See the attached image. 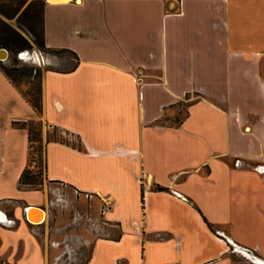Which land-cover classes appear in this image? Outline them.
<instances>
[{
    "label": "crops",
    "instance_id": "1",
    "mask_svg": "<svg viewBox=\"0 0 264 264\" xmlns=\"http://www.w3.org/2000/svg\"><path fill=\"white\" fill-rule=\"evenodd\" d=\"M42 2L45 50L18 55L41 71L40 114L0 69V211L15 222L0 223L1 264L69 251L25 219L46 203L17 188L28 140L13 123L31 120L80 139L43 130L45 179L97 205L83 264H130L125 248L139 264H264V0Z\"/></svg>",
    "mask_w": 264,
    "mask_h": 264
},
{
    "label": "rangeland",
    "instance_id": "2",
    "mask_svg": "<svg viewBox=\"0 0 264 264\" xmlns=\"http://www.w3.org/2000/svg\"><path fill=\"white\" fill-rule=\"evenodd\" d=\"M42 0H0V49H5L8 52V58L17 60L16 66L19 68H29L31 65L23 63L19 60V54L25 51H30L26 44L35 45L41 36V9ZM9 64V63H5ZM56 69H64L63 67H55ZM35 73L31 76L23 77L16 81L19 90L30 97L37 93L38 80L34 78ZM41 88V102H42V82L40 79ZM186 102H181L176 106L175 119L183 117L187 109ZM256 110L261 108L256 107ZM176 113H179L177 115ZM169 119V118H168ZM47 132L51 128L42 123V137L43 130ZM47 136V135H46ZM63 139L68 143L76 144V141L71 136H63ZM44 138L42 150L28 151L29 169L32 173L41 171L40 180L41 185H35L31 191H41L46 194V203L42 208L45 209L47 217L44 224L47 225L46 235L50 236L51 240H61L62 237L68 236L66 239L69 246L68 253H63L61 257L54 262L53 255H49L47 264H83L91 252V242L86 238L92 239L91 224L94 217L98 214L94 206V200L85 199V196L79 198L76 193H71L70 190L64 189L60 195L54 191V184H50L44 175ZM26 188V187H25ZM7 216L11 215L9 208L5 210ZM15 226V225H14ZM13 226V227H14ZM63 228L61 232L56 229ZM191 232L203 241L204 244H209L204 238L201 230H199L194 223L189 225ZM29 229L35 233L42 232V229H37L36 225H29ZM49 230V231H48ZM63 234V235H62ZM207 247V245H205ZM132 250V249H131ZM125 253L129 256L130 264H139L138 256L130 250ZM28 262V261H27Z\"/></svg>",
    "mask_w": 264,
    "mask_h": 264
},
{
    "label": "trees",
    "instance_id": "3",
    "mask_svg": "<svg viewBox=\"0 0 264 264\" xmlns=\"http://www.w3.org/2000/svg\"><path fill=\"white\" fill-rule=\"evenodd\" d=\"M35 46L40 49V50H45L44 45H43V40L42 36L35 41ZM27 48L31 49V46L29 44H26ZM50 53H62V52H68V51H49ZM70 53V52H68ZM74 55V54H73ZM74 57H76L74 55ZM9 64H5V63ZM17 60L11 59L9 57L5 62H0V69L3 72V74L7 77V79L15 86L18 88V85L16 84L17 80H20L23 77H28L31 76V73H35L34 78L38 80V87H37V93H34L32 96L29 93L28 97L24 93H22L20 90L21 95L24 97V99L30 104V106L33 108V110L37 113H41V88H40V79H41V71L38 68L35 67H22L19 68L16 66ZM190 106V104H187V107ZM187 109L184 112L183 117L178 118L177 120L174 121L175 125H180L181 122L187 117ZM179 115V113H177ZM13 126L22 129L26 132L27 134V140H28V151L29 150H34V151H40L43 148V137H42V122L41 120H31V121H26V122H15L13 123ZM63 136H71L75 139L76 144L73 143H68L63 139ZM49 142H55V143H60V144H65L68 146H71L74 149L81 150V142L78 136L73 135L67 131H64L60 128L57 127H52L50 131L47 132L46 136V143ZM29 161L27 160V166L21 173L19 180H18V190L21 191H31L35 185H41V180H40V174L41 171L38 173H32V171L29 169ZM26 187V188H25ZM156 189L159 191H165L166 189L161 188L159 186H156ZM205 220V219H204ZM205 223L207 224V227L209 230L212 232L215 231V228L213 225L208 223L205 220ZM1 264V261H0Z\"/></svg>",
    "mask_w": 264,
    "mask_h": 264
},
{
    "label": "water",
    "instance_id": "4",
    "mask_svg": "<svg viewBox=\"0 0 264 264\" xmlns=\"http://www.w3.org/2000/svg\"><path fill=\"white\" fill-rule=\"evenodd\" d=\"M34 54L38 58V54L36 52ZM7 59L8 52L5 49H0V62H5ZM24 212L26 221L32 225H40L45 222V218H42V215L46 211L42 207L27 206ZM0 223L6 227H12L15 225V222L7 218L3 211H0Z\"/></svg>",
    "mask_w": 264,
    "mask_h": 264
},
{
    "label": "bare ground",
    "instance_id": "5",
    "mask_svg": "<svg viewBox=\"0 0 264 264\" xmlns=\"http://www.w3.org/2000/svg\"><path fill=\"white\" fill-rule=\"evenodd\" d=\"M42 215V214H41ZM42 218H45V214L43 213Z\"/></svg>",
    "mask_w": 264,
    "mask_h": 264
},
{
    "label": "built area",
    "instance_id": "6",
    "mask_svg": "<svg viewBox=\"0 0 264 264\" xmlns=\"http://www.w3.org/2000/svg\"><path fill=\"white\" fill-rule=\"evenodd\" d=\"M86 197H87V198H90V196H89V195H87Z\"/></svg>",
    "mask_w": 264,
    "mask_h": 264
},
{
    "label": "flooded vegetation",
    "instance_id": "7",
    "mask_svg": "<svg viewBox=\"0 0 264 264\" xmlns=\"http://www.w3.org/2000/svg\"><path fill=\"white\" fill-rule=\"evenodd\" d=\"M5 214H6V212H5ZM6 216H7V214H6ZM7 218H9V217L7 216Z\"/></svg>",
    "mask_w": 264,
    "mask_h": 264
}]
</instances>
